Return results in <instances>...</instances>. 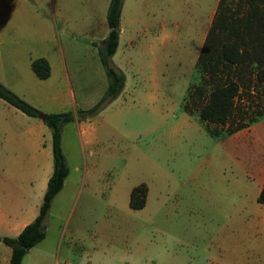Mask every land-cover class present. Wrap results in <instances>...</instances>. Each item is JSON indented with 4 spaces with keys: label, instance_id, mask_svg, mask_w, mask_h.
Wrapping results in <instances>:
<instances>
[{
    "label": "rangeland",
    "instance_id": "374dc122",
    "mask_svg": "<svg viewBox=\"0 0 264 264\" xmlns=\"http://www.w3.org/2000/svg\"><path fill=\"white\" fill-rule=\"evenodd\" d=\"M184 1L196 0H125L128 19L120 20L112 56L125 84L95 113L62 125L69 172L47 218L45 242L52 255L44 264L56 256L58 264H208L216 241L230 234L239 217L252 215L264 165V112L232 134H210L182 107L187 88L201 75L194 67L199 39L186 36L198 22L183 14L162 20L177 34L167 54L153 31L143 39L147 23L135 19L143 8L164 19V12L188 8ZM245 1L230 2L235 17L246 10ZM108 2L0 0V82L40 113L93 106L107 84L98 44L107 33ZM256 2L264 8V0ZM37 57L50 63L45 79L30 69ZM260 81L262 88L240 92L236 104L264 111ZM40 119L0 98V127L12 123L7 142L14 154L29 156V128ZM43 129L45 143L50 129ZM140 182L148 187L146 203L131 209L129 192ZM96 242L100 249L92 247Z\"/></svg>",
    "mask_w": 264,
    "mask_h": 264
},
{
    "label": "trees",
    "instance_id": "16d2710c",
    "mask_svg": "<svg viewBox=\"0 0 264 264\" xmlns=\"http://www.w3.org/2000/svg\"><path fill=\"white\" fill-rule=\"evenodd\" d=\"M232 0H219L212 22L207 30L194 67L200 72L197 83L187 88L183 110L197 115L212 135L232 134L249 127L263 114L262 108L247 109L236 104L240 92L255 91L264 80V8L257 0H246V10L235 17L229 5ZM123 0H109L106 11L108 32L98 44V59L104 69L107 84L103 95L87 109L46 113L44 123L50 129L52 173L48 178L39 212L16 236H0V241L11 248L8 264H21L24 254L45 236L44 219L51 201L61 190L69 172L61 146V128L74 119L83 120L116 98L125 84V74L112 61L119 40V15ZM262 8V9H261ZM31 70L40 78L49 76V63L37 57L30 63ZM255 74V75H254ZM253 76L255 82H253ZM251 83V84H250ZM0 98L28 116L40 111L0 82ZM219 125L211 129L210 125ZM147 185L140 182L129 192L128 205L140 209L145 205ZM258 201L264 202V188Z\"/></svg>",
    "mask_w": 264,
    "mask_h": 264
},
{
    "label": "crops",
    "instance_id": "0c3cea01",
    "mask_svg": "<svg viewBox=\"0 0 264 264\" xmlns=\"http://www.w3.org/2000/svg\"><path fill=\"white\" fill-rule=\"evenodd\" d=\"M218 2L219 0H196L195 4H193L189 1H184V4L190 5L188 8L164 12V19L154 17L151 9L143 8L139 10V15L141 14L142 17H136L135 19L136 21L147 23L140 31L142 32L143 39L153 31L152 39L159 38L157 43L158 48L160 52L167 54L175 48L177 34L174 30L168 28L166 21L162 20L170 19L169 16L171 15L177 17L179 14H183L187 17L188 21L198 22V26L188 28L186 33V36L189 38L195 37L199 39L195 54L197 59ZM124 5L125 0H123L120 10L119 25L120 20L123 24V19L126 17L128 19L127 14H122ZM157 21L161 25L156 27L153 23ZM119 27L120 40L122 27ZM152 41L150 38L147 40L148 47L152 45ZM142 43L145 45L146 40ZM49 68L51 71L50 63ZM44 124V121L40 119L34 121L33 126L29 128L33 141L28 157L24 153L17 155L11 151V144L7 141L11 140V134L14 130L12 123L11 128L0 127V236L18 235L28 223L34 220L39 212V206L47 186V181L53 169L51 134L47 140L48 142L45 140V143H43V139L45 138L41 136L45 131L43 129ZM1 138L5 142H1ZM15 165L18 166V170L14 168ZM259 173L261 176L257 180L256 203L250 207L253 210L251 212L252 215L239 217L236 225L231 227L230 234L226 237L222 236L216 241L214 250L216 255L208 264H264V202L258 201L259 193L264 188V165L261 167ZM65 184L66 178L61 190L51 201L50 208L45 216L44 238L24 254L21 264H44L48 260V257L52 255L48 249V243L45 242L47 238L46 222L48 216L51 214L54 200L63 190ZM224 229L223 227L222 230ZM64 230H62L61 235H63ZM92 247L100 249L102 244L96 242ZM10 256L11 248L0 241V264H8ZM52 264H58L57 256Z\"/></svg>",
    "mask_w": 264,
    "mask_h": 264
},
{
    "label": "water",
    "instance_id": "95a60500",
    "mask_svg": "<svg viewBox=\"0 0 264 264\" xmlns=\"http://www.w3.org/2000/svg\"><path fill=\"white\" fill-rule=\"evenodd\" d=\"M46 113H39L38 116L44 121Z\"/></svg>",
    "mask_w": 264,
    "mask_h": 264
}]
</instances>
